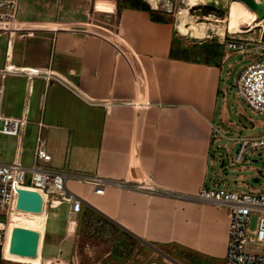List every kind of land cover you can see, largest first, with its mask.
<instances>
[{
    "label": "crops",
    "instance_id": "obj_1",
    "mask_svg": "<svg viewBox=\"0 0 264 264\" xmlns=\"http://www.w3.org/2000/svg\"><path fill=\"white\" fill-rule=\"evenodd\" d=\"M92 9L113 23L72 30L66 44L50 34L44 56L13 63L38 73L7 74L22 80L7 94L3 85L2 113L27 123L18 137L0 134V161L33 163L39 137L51 155L45 166L92 178L65 181L81 199L76 213L48 199L35 264H186L193 256L223 264L227 208L194 195L236 185L214 178L211 155L229 115L224 64L177 54L172 23L147 11L118 10L116 0H93Z\"/></svg>",
    "mask_w": 264,
    "mask_h": 264
},
{
    "label": "rangeland",
    "instance_id": "obj_2",
    "mask_svg": "<svg viewBox=\"0 0 264 264\" xmlns=\"http://www.w3.org/2000/svg\"><path fill=\"white\" fill-rule=\"evenodd\" d=\"M117 8H118V2ZM150 7L172 23L175 31V51L180 56L206 59L210 62L224 64L221 75L222 96L228 107V118L223 125H218L220 131L228 137L259 135L264 131V112L252 111L245 101L236 93L235 80L241 68L258 61L261 47L264 46V21L257 18L252 29L244 28L243 32H233L227 29L223 37L217 33V28L225 24L226 12L198 4L188 9L189 21L204 23L203 32L188 29L187 33L177 30L181 9L187 8L186 0H144ZM223 5L229 7L233 0H224ZM123 3L124 1L121 0ZM93 0H21L12 20L0 22V71L6 65L23 62L25 59L39 58L50 49L44 43L52 39L50 34L58 37L59 43H67L70 34L79 31L98 32V26L113 23L111 15L97 13L92 9ZM111 19V20H110ZM193 20V21H192ZM187 21L188 26L190 22ZM256 23V24H255ZM52 31V33L50 32ZM227 40H235L238 44L228 48ZM57 41V40H56ZM22 69V68H19ZM22 80L10 76L0 77V84L5 85L6 94L9 88H19ZM5 105V102H4ZM5 107V106H4ZM9 110L14 109V103H7ZM217 125V124H216ZM218 138L212 143L211 155L215 161L214 178L224 179L232 189L249 190L264 188V148L246 153L243 159L235 162L236 144L225 138ZM224 159V166L221 159ZM218 171L221 174H218ZM257 178L258 181H253ZM242 184V185H238ZM231 188V187H229ZM49 199V197H48ZM50 200V199H49ZM47 201V198H46ZM47 204V202H46ZM2 218V215H0ZM45 212L40 216H27L14 207L9 226L32 227L40 233L34 254L40 252ZM256 217L252 216L250 228L255 225ZM3 249V248H2ZM105 250V247H104ZM4 256V254H3ZM5 257V256H4ZM0 264H30L26 261L11 260L2 257L0 249ZM186 264H219L205 257H192Z\"/></svg>",
    "mask_w": 264,
    "mask_h": 264
},
{
    "label": "built area",
    "instance_id": "obj_3",
    "mask_svg": "<svg viewBox=\"0 0 264 264\" xmlns=\"http://www.w3.org/2000/svg\"><path fill=\"white\" fill-rule=\"evenodd\" d=\"M19 0H0V22L12 20L16 14ZM238 44L235 40H227V47L234 48ZM258 61L251 62L241 68L235 80L237 95L242 98L252 111L264 112V46L261 47ZM36 68L15 69L13 65H6L0 71V77L7 74L36 75ZM3 85L0 84V134L18 137L26 123L25 117L11 118L2 113ZM219 138L235 142L234 160L239 162L246 153L264 148V131L259 135L228 137L215 130ZM34 151L33 163L22 164L19 161H0V249L6 237L8 214L13 210L17 199L18 189L31 187L50 199V205L57 206L62 202H69L71 212L76 213L81 206V199L71 193L65 186L67 178L92 180L89 177L65 172L45 166L51 155L42 146L38 137ZM224 166V159H221ZM93 182H100L94 178ZM128 186V183H118ZM137 184L135 188H140ZM148 188V187H147ZM148 190H153L149 187ZM100 188L97 192H100ZM166 195L181 196L176 191L163 190ZM195 199L210 201L227 208V245L223 264H264V188L245 190L232 189L226 186L202 187L195 195ZM252 216L256 217L255 225L250 228Z\"/></svg>",
    "mask_w": 264,
    "mask_h": 264
},
{
    "label": "bare ground",
    "instance_id": "obj_4",
    "mask_svg": "<svg viewBox=\"0 0 264 264\" xmlns=\"http://www.w3.org/2000/svg\"><path fill=\"white\" fill-rule=\"evenodd\" d=\"M211 1V0H186L187 3V8L181 9V12L179 14V23L177 24V30L180 33H187L188 29L191 31L195 32H203L205 30V25L204 23H194L190 22L189 17H188V9L198 5V4H205L206 2ZM216 2H221L222 4L225 3L224 0H214ZM256 3H261V0H254ZM232 5L227 7V12H226V20L224 25H220L217 28V33L220 37H223L224 31L229 28V30L233 32H243L244 28L252 29L254 25V21L257 19L256 14L248 9L241 1L238 0H233ZM189 21L190 24L187 26L186 22ZM262 21H264V17H262ZM256 24V23H255ZM24 191H29V192H38L40 197H41V209L39 211H28V210H23L20 208L16 207L17 201H14L13 204V210L9 212L8 214V219H7V228H6V237L5 241L3 243V254L7 258L15 259V260H21V261H26L29 263H37L40 258V252H37L36 254L32 253H27V254H21L18 251H16L14 247V238L16 237L18 233V229H27L31 230L33 232H36V241H35V248H37V241L40 239V233H38L34 228L32 227H18L16 225H11L9 226V219L13 216V211L14 207L17 211H22L26 213L27 216H40L45 212V206H46V196L42 194L40 191L31 188V187H24Z\"/></svg>",
    "mask_w": 264,
    "mask_h": 264
},
{
    "label": "water",
    "instance_id": "obj_5",
    "mask_svg": "<svg viewBox=\"0 0 264 264\" xmlns=\"http://www.w3.org/2000/svg\"><path fill=\"white\" fill-rule=\"evenodd\" d=\"M241 1L248 9L256 14L257 18L264 17V0L261 3H256L254 0H238ZM208 7L216 8L220 11L227 12V7L221 2L214 0L205 3ZM253 181H258L254 178ZM16 207L28 210V211H39L41 209V197L38 192L24 191L18 189ZM36 232L27 229H18V233L14 238V247L16 251L21 254L32 253L34 254Z\"/></svg>",
    "mask_w": 264,
    "mask_h": 264
},
{
    "label": "trees",
    "instance_id": "obj_6",
    "mask_svg": "<svg viewBox=\"0 0 264 264\" xmlns=\"http://www.w3.org/2000/svg\"><path fill=\"white\" fill-rule=\"evenodd\" d=\"M124 2L122 3L121 0L118 2V10L122 7H128V8H133V9H140L147 11L150 15V18L154 21H163L164 18L160 15V13L154 11L150 5L144 1V0H123ZM175 50L172 48V51ZM177 53V52H176Z\"/></svg>",
    "mask_w": 264,
    "mask_h": 264
}]
</instances>
